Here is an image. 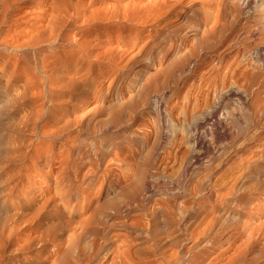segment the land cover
Wrapping results in <instances>:
<instances>
[{
	"label": "rangeland",
	"instance_id": "1",
	"mask_svg": "<svg viewBox=\"0 0 264 264\" xmlns=\"http://www.w3.org/2000/svg\"><path fill=\"white\" fill-rule=\"evenodd\" d=\"M78 1L70 40L0 48V264H176L210 239L264 262L247 236L264 227V0ZM42 57L41 91L23 64Z\"/></svg>",
	"mask_w": 264,
	"mask_h": 264
},
{
	"label": "bare ground",
	"instance_id": "2",
	"mask_svg": "<svg viewBox=\"0 0 264 264\" xmlns=\"http://www.w3.org/2000/svg\"><path fill=\"white\" fill-rule=\"evenodd\" d=\"M1 1V0H0ZM2 3V7L3 8H1L2 10H3V17L1 16V21H2V25L3 24H8L9 25V28L8 29H6L5 30V32H4V34H3V38L0 40V48H9L10 50H14V49H24V47H29V48H33V49H35L36 51H38V53L41 55L45 50H41L40 49V47L42 46V45H46V42H48V41H52V40H56V39H59V38H63V39H66V40H70L71 39V36H70V34L71 33H64V29L65 28H67V26L70 24V23H72V22H78L79 21V19L81 18V13L82 12H80V9H81V2H79L78 0H2L1 2H0V4ZM82 11V10H81ZM25 18H27V20H25ZM24 21H27L28 22V24H27V26H25L24 28H22L21 26V23L22 22H24ZM1 26V25H0ZM71 26H72V24H71ZM2 27V26H1ZM0 27V28H1ZM13 32H15L16 33V35H14L13 34ZM72 35H74L75 37H76V35L75 34H72ZM73 36V37H74ZM262 38L264 39V35L262 36ZM79 43V42H78ZM77 42L75 43V44H78ZM81 43V42H80ZM79 43V44H80ZM82 45V44H81ZM82 47V46H81ZM61 52V51H60ZM44 53H46V52H44ZM59 53V52H58ZM15 55V54H14ZM16 56V55H15ZM39 56V55H38ZM43 56V55H42ZM58 57V56H57ZM17 59V66H21V61H20V58L19 57H17L16 58ZM25 61H26V59H24ZM40 60V59H39ZM39 60H37V62L35 61V62H33V63H31V62H28L27 61V63L26 64H23V66L25 67V69H26V71H27V75H28V73H30L31 75L30 76H32L34 73H36L37 74V70H41L43 73H46V68H47V66L49 65V63L50 62H52L53 60H56V59H53L52 61H50V62H46L47 60H46V58H44L43 59V57H42V59L39 61ZM30 61H32V60H30ZM16 62V61H15ZM56 62V61H55ZM23 63V62H22ZM46 63H48V65L46 64ZM53 63V62H52ZM56 64V63H55ZM47 65V66H46ZM56 65H58V63L56 64ZM59 66H60V64H59ZM190 66V65H189ZM50 67V66H49ZM56 67V66H55ZM22 69V68H21ZM53 70V69H52ZM51 70V71H52ZM55 70V69H54ZM188 71H189V73H191L192 72V70H191V68H188L187 69ZM15 71H16V69H15ZM20 71V70H19ZM24 71V70H23ZM50 71V70H49ZM25 72V71H24ZM33 73V74H32ZM51 74H52V72H50ZM54 73V72H53ZM61 73H63L62 71H61ZM38 75H33L32 77L34 78V80L36 79L35 77H37ZM50 76V75H49ZM52 76V75H51ZM31 77V78H32ZM52 78V77H51ZM54 78V77H53ZM77 78V77H76ZM79 78V77H78ZM78 78H77V80H78ZM257 78V77H256ZM55 79V78H54ZM53 79V80H54ZM68 79V78H67ZM70 79H72L71 77H70ZM52 80V79H51ZM80 80V79H79ZM78 80V81H79ZM37 81H39V83L41 84V86H42V89H41V91L42 90H46V74H45V76H42V77H37V79H36V82ZM81 81V80H80ZM259 81V80H258ZM76 82V81H75ZM75 82H73V84H75ZM85 82V81H84ZM70 83V82H69ZM81 83V82H80ZM86 83V82H85ZM257 83V82H256ZM72 84V85H73ZM82 84V83H81ZM81 84H80V86H81ZM38 85V84H37ZM53 85V84H52ZM63 85H64V83H63ZM67 85V84H66ZM70 85V84H69ZM68 85V86H69ZM78 85V84H77ZM58 86V85H57ZM79 86V87H80ZM65 87V86H64ZM73 87V86H72ZM79 87H75L76 88V90H78L77 88H79ZM84 87V86H83ZM83 87H82V89H80V90H82V91H84L85 90V88H84V90H83ZM41 88V87H40ZM39 88V89H40ZM66 88V87H65ZM71 89V88H70ZM75 89L73 90V91H76ZM79 90V91H80ZM40 91V92H41ZM79 91H77V93H79ZM81 91V92H82ZM262 92V91H261ZM42 93V92H41ZM43 93H44V91H43ZM42 93V94H43ZM254 103V102H253ZM257 103H259V100L257 101ZM42 104H43V102H42ZM154 104H155V106H156V104H157V101H154ZM42 107H44V105L42 106ZM257 107H258V104H257ZM256 107V108H257ZM261 108V107H260ZM260 108H258V110L260 109ZM39 110H41V108L39 109ZM224 110H225V112L224 113H226V114H229L230 113V110L226 107V108H224ZM256 110V109H255ZM264 110V109H263ZM42 111V110H41ZM41 111H37V113L39 114V113H42ZM257 111V110H256ZM259 112V111H258ZM264 112V111H263ZM43 114V113H42ZM258 114V113H257ZM39 115H41V114H39ZM44 115V114H43ZM261 115H263L262 113H261ZM260 115V116H261ZM255 117H256V115H255ZM38 118V117H37ZM41 117L39 116V118L38 119H40ZM258 118V117H257ZM255 119V118H254ZM259 120V119H258ZM36 121H37V119H36ZM258 123V122H257ZM262 125V124H261ZM42 126V125H41ZM245 126V125H244ZM263 126H264V124H263ZM236 127L241 131V126H240V124L239 123H236ZM36 128V127H35ZM34 128V129H35ZM43 128V127H42ZM235 128V127H234ZM247 128V127H246ZM249 130V129H248ZM42 131V130H41ZM251 131V130H250ZM245 132V131H244ZM248 132V131H247ZM246 132V133H247ZM33 133H34V130H33ZM43 133L45 134V131H43ZM233 135V134H232ZM231 135V136H232ZM229 138V137H228ZM230 139V138H229ZM228 139V140H229ZM244 139V138H243ZM33 141V140H32ZM232 141V140H231ZM237 141V140H236ZM34 142V141H33ZM206 142V141H205ZM199 143V142H198ZM208 143V142H207ZM36 144V143H35ZM200 144V143H199ZM201 147V146H200ZM38 148V147H37ZM46 148V147H45ZM207 148V147H206ZM208 149V148H207ZM49 150H52V149H49ZM228 152V151H227ZM45 153V152H44ZM50 153V152H49ZM226 153V152H225ZM43 154V153H42ZM41 154V155H42ZM51 154V153H50ZM43 156H44V154H43ZM42 156V157H43ZM48 156V155H47ZM38 158V157H37ZM41 158V157H40ZM45 158H47V157H45ZM34 160V159H33ZM40 160V159H39ZM42 160V159H41ZM41 162V161H40ZM49 161H47V163H48ZM44 163V162H43ZM46 163V164H47ZM45 164V165H46ZM49 165V164H48ZM28 166V165H27ZM35 166V165H34ZM36 168H37V166H36ZM91 168H93V167H91ZM245 168H247V167H245ZM32 169V168H31ZM40 169V168H39ZM29 170V169H28ZM92 171H90L91 173H93L94 172V169H91ZM241 170V169H240ZM245 170V169H244ZM41 172V171H40ZM59 172V171H58ZM57 172V173H58ZM35 173V172H34ZM43 173V172H42ZM242 173H243V171H242ZM242 173H241V175H242ZM41 174V173H40ZM57 175V174H56ZM38 176V175H37ZM45 176V175H44ZM54 177H56V176H54ZM239 177H240V174H239ZM46 178V177H45ZM238 178V177H237ZM239 181V180H238ZM241 181V180H240ZM143 180L142 179H139L138 180V182H137V184H136V187L133 189V191H132V193L133 194H135L140 188H141V186L143 185ZM237 182V181H236ZM243 183V182H242ZM238 187V186H237ZM254 187V186H253ZM245 188V187H244ZM62 187H61V182L57 179V178H55V181H54V191L53 192H55V194L56 195H54L53 196V198H54V200H53V205L55 204V203H57L59 200H58V197H61L62 196V194H63V192H62ZM244 191V190H243ZM43 192V191H42ZM50 193V192H49ZM231 193V192H230ZM240 193V192H239ZM52 196V195H51ZM50 197V196H49ZM48 197V198H49ZM252 197H255L254 195L252 196ZM263 197V196H262ZM52 198V197H51ZM52 198V199H53ZM256 198H258V197H256ZM51 199V200H52ZM60 199V198H59ZM240 199V198H239ZM258 199H261V198H258ZM263 199V198H262ZM242 200V199H241ZM240 200V201H241ZM47 201V197H46V200L45 201H43L42 203H45ZM252 201H254V200H252ZM260 201V200H259ZM243 202V201H242ZM250 202V201H249ZM264 202V201H263ZM52 203V202H51ZM59 203H61V201L59 202ZM245 203H247L246 202V200H245ZM251 203V202H250ZM253 203V202H252ZM259 203V202H258ZM47 204H49L48 202H47ZM63 204H65V203H63ZM247 204H249V203H247ZM52 205V206H53ZM250 205V204H249ZM44 207V204H42L41 205V207ZM64 206V205H63ZM245 206V205H244ZM244 206H243V208H244ZM251 206V205H250ZM205 207V206H204ZM246 207V206H245ZM260 206H259V204H255L254 206H253V209H252V211L253 212H258L260 209ZM264 208V207H263ZM50 209V208H49ZM63 209V208H62ZM61 209V210H62ZM205 209V208H204ZM250 209V210H251ZM41 210H44V208H42V209H40L39 208V210L37 209V211L38 212H36L35 211V213L34 212H32V216L34 215V214H36V213H39V212H41ZM114 210L115 211H120V208L119 207H115L114 208ZM247 210V209H246ZM48 212V211H47ZM248 212V211H247ZM260 212H263V211H261L260 210ZM252 213V212H251ZM259 213V212H258ZM258 213H256L257 215H258ZM21 214V213H20ZM26 214V213H25ZM29 214V212L27 213V215ZM261 214V213H260ZM256 215V216H257ZM262 215V214H261ZM23 216V215H22ZM26 216V215H25ZM28 216H31V214L30 215H28ZM62 216V215H61ZM249 217H250V215H248ZM256 216H253V218L255 217V219H256ZM35 217H36V219H37V217H39L40 218V216L38 215V214H36L35 215ZM248 217V218H249ZM25 218V217H24ZM28 218V217H27ZM32 218V217H31ZM31 218H29V219H31ZM213 219H214V217H212ZM13 219H15V218H13ZM23 220V219H22ZM21 220V221H22ZM26 220V219H25ZM24 220V221H25ZM28 220V219H27ZM31 220H33V218L31 219ZM35 220V219H34ZM63 220V219H62ZM212 220V219H211ZM215 220V219H214ZM218 220V219H217ZM248 220V219H247ZM252 220V219H251ZM21 221H19V222H21ZM57 221H59V220H57ZM56 221V222H57ZM199 221H201V220H199ZM43 222L46 224V216H44V218H43ZM52 222H54L55 223V220L54 221H50V222H48L47 223V225L48 224H50V223H52ZM66 222V221H65ZM206 222V221H205ZM209 222V221H208ZM207 222V223H208ZM215 222V221H214ZM212 223V224H215V223ZM248 222V221H247ZM262 222V221H261ZM264 222V221H263ZM262 222V223H263ZM12 223V222H11ZM27 223V222H26ZM31 223H33V221L32 222H30V224ZM121 222H117V223H115V224H113V226L112 227H114V229H116V230H121L122 229V227L121 226H119V225H121L120 224ZM253 223H254V221H253ZM260 223V222H259ZM262 223H260V224H262ZM15 224H16V222H15ZM21 224H22V222H21ZM34 224V223H33ZM32 224V225H33ZM57 224V223H56ZM222 224V223H221ZM251 224H252V222H251ZM255 224V223H254ZM254 224L253 225H249V228L248 229H251V231L247 234V236L249 235V241L251 240H253V243H255V241L257 240L256 239V235L257 234H260L261 236L262 235H264V227H262V228H259V227H257V226H254ZM258 224V223H257ZM43 226V225H42ZM207 226H209V224L207 225ZM210 226H212V225H210ZM49 227V226H48ZM119 227V228H118ZM47 228V227H46ZM46 228H44V229H46ZM204 228V227H203ZM10 229V228H9ZM31 229V228H30ZM33 229V228H32ZM44 229H43V232H44ZM201 229H202V227H201ZM218 229H219V227H218ZM241 229V228H240ZM246 229H247V227H246ZM247 229V230H248ZM4 230V229H3ZM39 230V229H38ZM204 230V229H203ZM202 230V232H201V234H203V236H204V234L206 235V232H205V230L203 231ZM247 230H245V232L247 231ZM8 231V230H7ZM13 231V230H12ZM21 231V230H20ZM19 231V232H20ZM200 231V230H199ZM207 231V230H206ZM211 231V228L209 227V231H208V234L207 235H209V232ZM249 231V230H248ZM9 232V231H8ZM40 232H41V229H40ZM216 232V231H215ZM227 232V231H226ZM237 232V231H236ZM18 233V232H17ZM37 233H39V232H37ZM42 233V232H41ZM228 233V232H227ZM226 233V234H227ZM247 233V232H246ZM44 234V233H43ZM116 235H119L120 233H115ZM200 234V233H199ZM198 234V235H199ZM215 234V233H214ZM213 234V235H214ZM221 234V233H220ZM245 234V233H244ZM37 236H38V234H37ZM212 236V235H211ZM220 237H222L221 235H219ZM241 235L239 234V235H236V236H233V235H230L229 237H228V239L227 240H225V241H230L231 240V238L232 237H234L235 239H237L238 237H240ZM257 236H259V235H257ZM30 237H31V235H30ZM38 237H40V236H38ZM194 237H198L197 235H194V234H192L191 235V237L190 238H194ZM199 237H200V235H199ZM199 237H198V239H199ZM224 237V236H223ZM34 238V237H33ZM35 238H36V235H35ZM211 238V237H210ZM40 239V238H39ZM246 239V238H245ZM256 239V240H255ZM204 240V239H203ZM213 239H210V240H208V241H206V243H204L205 245H204V248H202V249H199V250H188V251H186V252H184V258L183 259H179V260H177L176 259V257L174 258L173 256H172V254H171V256L174 258V259H176L177 260V263L176 264H205L206 263V261H208V264H264V262L262 261H260V259H258L257 257H255V256H253V255H251V252L248 250V249H250V248H247V247H245L244 249L243 248H237V247H235L234 245V247L236 248V249H234V251H232V249L230 248V246H226L227 248H225V249H221V251H211V247H213L216 243H214V241H212ZM243 240V239H242ZM248 240H245L246 242L248 241ZM44 241V240H43ZM205 241V240H204ZM217 241H219V240H217ZM241 241V240H240ZM244 240H243V247H244V242H245ZM24 242H25V239H24ZM245 242V243H246ZM45 243V242H44ZM251 243V242H250ZM250 243H248V246H249V244ZM264 243V242H263ZM232 244V243H231ZM234 244H236V242H234ZM19 245V244H18ZM229 245H230V243H229ZM238 245V244H237ZM242 245V244H241ZM246 246V245H245ZM17 247H19V246H17ZM16 247V248H17ZM39 247H40V245H39ZM44 247V246H43ZM117 247V246H116ZM217 247V246H216ZM239 247H240V243H239ZM199 248V247H198ZM201 248V247H200ZM18 249V248H17ZM44 249V248H43ZM42 249V250H43ZM116 249V248H115ZM115 249H113V250H115ZM193 249H194V247H193ZM197 249V248H196ZM231 249V250H230ZM13 250V249H12ZM50 250V249H49ZM52 250V249H51ZM214 250V249H213ZM46 251V250H45ZM48 251V250H47ZM260 251V250H259ZM116 252V255H117V253H118V256H120L121 254H123L124 253V251L122 250H119V251H115ZM114 252V253H115ZM263 252H264V249H263ZM169 254H170V252H168ZM257 254V253H256ZM264 254V253H263ZM40 255V254H39ZM116 255H114V256H116ZM173 255H174V253H173ZM169 256V255H168ZM263 256V255H262ZM121 257V256H120ZM124 257V256H123ZM115 258V257H114ZM117 258V257H116ZM126 258V257H125ZM168 258H170V257H168ZM180 258V257H179ZM125 260V259H124ZM127 260V259H126ZM176 260H174V262H176ZM263 260V259H262ZM113 261V260H112ZM116 261V260H115ZM115 261L114 262H112V263H110V264H113V263H115ZM173 262V261H172ZM166 263V262H165ZM118 264V263H117ZM120 264V263H119ZM125 264V263H124Z\"/></svg>",
	"mask_w": 264,
	"mask_h": 264
}]
</instances>
